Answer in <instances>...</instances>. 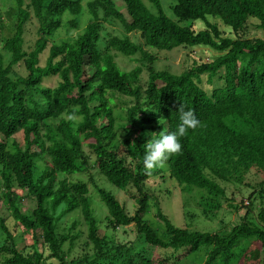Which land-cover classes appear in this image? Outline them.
<instances>
[{
    "label": "trees",
    "instance_id": "1",
    "mask_svg": "<svg viewBox=\"0 0 264 264\" xmlns=\"http://www.w3.org/2000/svg\"><path fill=\"white\" fill-rule=\"evenodd\" d=\"M11 1L14 32L0 39V49L10 56L5 63L0 50V198L15 221L14 231L31 237L33 243L18 248L16 232L0 219L2 264H52L50 259L57 264H136L139 254L114 238L117 229L130 225L139 241L164 252L157 264L182 259L191 264H260L264 37L249 38L246 31L253 21L264 33V0H168L175 19L165 13L161 0H147L150 6L142 0H121L125 13L113 0H85L90 18L84 30L71 40L50 44L47 36L59 27L60 16L82 14L83 0ZM100 15L102 20L119 22L125 34L102 37ZM31 16L39 22V37L26 50L25 24ZM194 23L203 26L196 29ZM70 24L77 27L74 19ZM133 33L139 34L140 43ZM181 46L205 47L216 55L179 73L155 67L159 54ZM118 54L138 64L122 70L115 61ZM20 62L26 73L11 78L12 67ZM85 67L91 75H86ZM202 75L207 77L208 91L201 85ZM52 76L58 78L56 85L43 86V80ZM120 97L129 103L118 102ZM182 103L194 110L200 125L181 138L182 151L170 156L166 168L147 174L143 161L151 136L146 134L157 132L158 138L160 131H176ZM17 132L23 133V146L13 141L10 149L7 140ZM83 147L94 155L93 165L110 184L136 192L131 198L137 207L130 214L113 193L96 186L107 210L104 228L111 235L99 233L87 183L60 177L86 172L89 157ZM38 159L45 162L41 170ZM152 177H160L164 184L174 180L182 190L193 192L202 217L218 220L219 230L178 226L162 210L157 196L156 216L162 226L155 227L145 217L154 196L146 185ZM256 177L260 179L251 183ZM228 183L250 190L247 205L236 203ZM168 188L160 196L170 195ZM21 190L34 198L33 209L22 211ZM240 210L237 221L228 225L223 216ZM74 211L86 225V244L92 251L67 261L78 236L60 231L58 223ZM66 242L69 247L64 250ZM252 247L255 260L248 255ZM139 258L154 264L148 256Z\"/></svg>",
    "mask_w": 264,
    "mask_h": 264
},
{
    "label": "rangeland",
    "instance_id": "2",
    "mask_svg": "<svg viewBox=\"0 0 264 264\" xmlns=\"http://www.w3.org/2000/svg\"><path fill=\"white\" fill-rule=\"evenodd\" d=\"M25 1L28 2V0ZM113 1L115 2L116 8L121 12L125 13L124 3L121 0H113ZM142 1L145 2L148 6H150L147 0H142ZM161 3L165 10V13L171 18L175 19L174 15L170 10L171 3L168 0H161ZM81 4H82V14L75 16L71 13L65 12L63 15L60 16L59 27L56 28L51 35L47 36V40H49V44L50 42L60 43L65 40H71L84 30L85 25L90 18V14L87 10L86 1L83 0ZM15 17H16V12L13 7L12 1L0 0V39L10 37L13 34ZM72 19H74L77 22V27H72V25L70 24V21ZM99 21L101 23L100 34L102 37L105 38L111 34L119 35V36L125 34V31L119 22L113 19L102 20V18ZM218 25L220 26L219 22ZM193 26L196 29H199L203 25L202 24L196 25L194 23ZM38 28H39L38 20L34 16H31L25 24L24 48L26 50L31 49L35 40L39 37ZM224 32L227 35H230V32L228 31L227 28L224 29ZM246 34L247 37L249 38L264 37L263 32H259L258 29H255L253 21L248 23ZM131 36L135 41L139 43L141 42L138 33H133ZM0 50L2 51V53H4V57H5L4 61L5 63H7L10 59L9 54H7V52H5L2 48ZM215 55L216 52L205 47L189 48L186 46H181L172 50L169 53L159 54L157 56V60L155 61L154 65L157 69H167L171 72L179 73L189 68L193 64L199 63L201 60L210 61ZM115 61L122 70H130L136 64H138V62L133 60V58H128L122 54H118L117 56H115ZM91 72H92L91 69L85 67L86 75H91ZM25 73L26 72L24 66L20 62L12 67L10 77L15 78L19 75H24ZM142 76L143 79L146 78L145 70H143ZM201 80H202L201 85L207 90L208 84H207L206 75H202ZM57 81L58 78L56 76H52L43 80L42 85L55 86ZM214 81L215 83H220V81L216 80L215 78ZM120 100L124 103H129L128 98L120 97L118 98V102H120ZM1 139H3V136L0 135V140ZM13 141H15L18 145L23 146V133L17 132L15 135H13L11 138L7 140L10 149H12ZM83 149L84 152L89 157V167L86 170V172L80 174L68 175V176L60 175V177H64L72 182L77 180H82L87 183L91 197V206L94 210V215L100 224L99 233L102 234L106 231L107 234L111 235V231L105 230L104 228L105 215L107 214V210L105 206H103L100 202L96 186L103 187L106 190L113 193L115 197L119 200V202L125 207L126 211L130 214H133L137 207L135 201L131 198L132 195H136V192L131 187L126 191H122L116 188L115 186H113L112 184H110L102 175L98 173L97 168L93 165L94 155L91 154L90 150L87 149L86 147H83ZM44 164H45L44 159H38L36 161V166L38 167V170L43 169ZM256 179L259 180L260 178L259 177L251 178L250 179L251 183H256ZM161 182L162 181L160 180V177H152L149 178L148 181H146V185L150 191V194L154 196L150 198L149 201L150 208L145 214V217L155 227L160 228L162 226V222L158 220L156 216L157 207L155 201L157 196V201H159V205L162 207V210H164V212L168 214L172 219V221L178 226L188 225L189 227L199 228L200 230H210V231L219 230L218 220L208 221L204 217H202V215L200 214L199 207L196 205L195 200H193V195H194L193 192L188 193L182 190L180 187L174 184V180L168 179L167 181H165V184ZM225 186L227 188L228 193L235 192L236 203L240 204L242 202L243 205L248 204L247 194L250 191L249 189L245 188L244 186L235 185L233 183H228ZM14 187L16 188V186ZM166 187H169L168 189L171 192L170 195L166 196L163 193L162 196H160V194L162 193V192L160 193V191L165 190ZM20 197L21 199L19 203L21 205L22 211L31 210L35 207L34 198L32 196L27 195L26 190H21ZM76 212L77 211H74L71 214L64 216L59 220L58 223V229L60 231L70 232L72 236L74 235L78 236L74 240V242L72 243L69 249H68L69 247L68 242H66L63 245L64 250L68 249V254L66 258L67 261H70L71 259L74 258H80L85 253H88L90 250L92 251V246L86 244L87 243L86 225L82 221L81 214L79 212L77 213ZM242 212L243 210H240L239 213H234L232 211L231 213L225 214L223 218L228 225H231L232 223L237 221V218ZM187 213L191 214L192 215L191 217L193 218L191 219L189 217L190 215H188ZM0 219H4L5 225L9 227V229H11L12 231L15 230L14 229L15 221L10 216L9 210L7 209V206L3 203L1 198H0ZM73 221H76V224L73 228H70L72 226L71 224L73 223ZM14 232H16L15 243L18 246V248H22V247L29 248V246L32 245L33 241L31 237L20 236L18 231H14ZM3 237L4 234L0 233V240H3ZM114 238L117 239V241L120 243L128 244V246L131 247V251L139 254V256H143V255L148 256L149 260L154 262V264H157L161 258L163 259V253H164L163 251L148 247L142 241H139L135 228L132 225L125 227L124 230L120 228L117 229V231L114 233ZM37 241L35 245L40 250L41 249V245L39 243L40 240ZM255 252H256V248L252 247V251L248 254V255H252L254 260L257 259V255L255 256L256 254ZM258 254H259L260 264H264V251L259 249ZM139 256H137V258L135 259L136 264H149L148 262H144L140 260ZM50 260L52 264H57L56 259H50ZM0 264H2L1 257H0ZM176 264H191V263L189 260L186 261L185 259H182Z\"/></svg>",
    "mask_w": 264,
    "mask_h": 264
},
{
    "label": "clouds",
    "instance_id": "3",
    "mask_svg": "<svg viewBox=\"0 0 264 264\" xmlns=\"http://www.w3.org/2000/svg\"><path fill=\"white\" fill-rule=\"evenodd\" d=\"M179 121L176 131H160L157 138V132L147 133L150 135L145 143L144 167L147 174L159 168L164 169L167 161L173 154H179L182 151L181 138L185 137L189 129H196L200 125L194 110L187 108L182 103L178 109Z\"/></svg>",
    "mask_w": 264,
    "mask_h": 264
}]
</instances>
